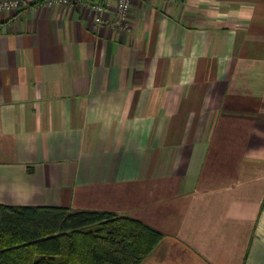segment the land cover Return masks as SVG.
Returning a JSON list of instances; mask_svg holds the SVG:
<instances>
[{
	"label": "crops",
	"instance_id": "crops-1",
	"mask_svg": "<svg viewBox=\"0 0 264 264\" xmlns=\"http://www.w3.org/2000/svg\"><path fill=\"white\" fill-rule=\"evenodd\" d=\"M0 203L138 218L140 264H264V0L1 11Z\"/></svg>",
	"mask_w": 264,
	"mask_h": 264
},
{
	"label": "trees",
	"instance_id": "trees-1",
	"mask_svg": "<svg viewBox=\"0 0 264 264\" xmlns=\"http://www.w3.org/2000/svg\"><path fill=\"white\" fill-rule=\"evenodd\" d=\"M162 237L111 210L0 203V264H140Z\"/></svg>",
	"mask_w": 264,
	"mask_h": 264
},
{
	"label": "built area",
	"instance_id": "built-area-1",
	"mask_svg": "<svg viewBox=\"0 0 264 264\" xmlns=\"http://www.w3.org/2000/svg\"><path fill=\"white\" fill-rule=\"evenodd\" d=\"M57 3L70 6L83 5L94 12L96 24H109L114 27H122L126 25L133 0H0V12L8 11L17 17L24 10L40 5L52 6ZM109 10H112L114 13L110 19L105 16Z\"/></svg>",
	"mask_w": 264,
	"mask_h": 264
}]
</instances>
